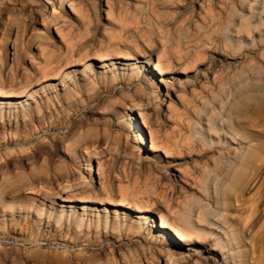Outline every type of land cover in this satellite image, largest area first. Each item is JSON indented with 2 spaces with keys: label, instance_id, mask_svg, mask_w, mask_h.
Returning <instances> with one entry per match:
<instances>
[{
  "label": "rangeland",
  "instance_id": "1",
  "mask_svg": "<svg viewBox=\"0 0 264 264\" xmlns=\"http://www.w3.org/2000/svg\"><path fill=\"white\" fill-rule=\"evenodd\" d=\"M0 90L33 96L0 102V264H264V0H0ZM87 158L94 208L62 217ZM191 205L228 249L159 232Z\"/></svg>",
  "mask_w": 264,
  "mask_h": 264
},
{
  "label": "bare ground",
  "instance_id": "2",
  "mask_svg": "<svg viewBox=\"0 0 264 264\" xmlns=\"http://www.w3.org/2000/svg\"><path fill=\"white\" fill-rule=\"evenodd\" d=\"M102 50H104V49H102ZM118 56L119 57L113 58L110 54H106V55L105 54L104 55L103 54H98V58L95 59V60H97V62H99V65H104L103 67L106 68V69L111 68V67L114 68L118 64H121V65L125 64L126 61L130 60L128 58V56H130L129 53L120 54ZM84 65H85L84 63H81L79 65V67H82ZM109 70H110L109 72H112L111 69H109ZM151 71L157 73V75H159V77H161V78H162V76H164L166 74L165 67L163 65H161L159 62L152 64ZM32 97L33 96L31 94H29V92H26V91H21L19 93H13V92L8 91V90L7 91L0 90V102L1 103H3V102L4 103H8V104H10V106L15 105V104L20 103V102L24 103L26 101H30V100L32 101ZM167 97H168V95L165 96V98H167ZM13 107H15V106H13ZM137 107H139V109H136V111H138L140 113V115H142L143 113H141V110L144 109L143 108L144 107L143 103H140L139 105H137ZM137 131H138L137 134L139 135V140H140V143L139 144L137 143V145L144 146V138H143V136H142V134L140 132V129L137 128ZM150 148H151V150L153 152H155V147L153 145H151ZM97 149H98V147H97ZM151 150L149 152H151ZM93 152H94L93 153L94 155H98V150L95 149V151H93ZM148 158H150V157H148ZM87 164H88V167L86 169L87 170L86 171L87 174H85V175H87V178L84 177L85 181L83 183H81V184H77L76 186H83L82 187V192L83 193L84 192H86V193L90 192L89 195L91 194L92 196H89V195L88 196L75 195L73 199L67 197L68 195L64 196V197H61V202H59L60 206L59 207L57 206V208L64 209V210H61V212H60L62 217H64V216L69 217V216H71L73 214L72 216L75 215V217L77 216L76 218H78L79 213L80 214L81 213H88L90 208H94V203H91V201L89 200V199H92V198H96L95 197V193L96 192L91 189L92 180L91 179L88 180V176L92 177V170L90 168V159L89 158H87ZM153 165H154V163H153ZM75 183H77V182H75ZM68 188H69V186H68ZM102 206H103L102 211L105 212L106 216H107V213H111V214H113V216L116 219L117 218V216H116L117 214L123 213L124 211L126 212V210H128L131 213L137 214L138 215L137 217L143 218V220H144L143 223H146V221H147L148 206H146V205L145 206L133 205L124 196H121L120 199H118L116 201L110 200V203H105ZM110 207H111V209H110ZM193 209H194V206H192V205L188 206V210H187L186 214H180V215L174 216V218H173L174 222L181 224L185 229H177V228L173 227L172 224H170L168 222V219H166L165 217H159L157 229H159V232H161L163 236H166V238H169V239L173 238V240H175L177 243H183V244H185V246L192 245L193 241H194L193 237L197 236L198 238H201L205 242H207L206 244H210V246H211V244H213L215 247H218L220 250L228 249V247L224 246L222 239L219 238L217 240H211V239L208 238L209 240H207V238L205 236L206 234L203 233V228H201V227L194 228L191 225V220L189 218V214L193 212ZM106 211H108V212L106 213ZM203 217H204V215L202 216V214L198 213V217L197 218H198L199 222H203L204 221V220H202ZM38 223H41V222H38ZM149 223H150V221H149ZM168 231H170L171 234ZM169 239H167L165 241L169 242ZM190 251L191 250H189L188 251L189 253H187V254H184L183 252H178L177 253V251H176V253L169 252L168 253L169 261L172 262V263L173 262H176V263L184 262V263H186V262H188L187 261L188 257L190 258V257H194L195 256L196 258L202 259V263L203 264H217L215 260L218 259V256H216L218 254H214V253L210 252L209 250H205L204 254L199 252V251L198 252H193V251L190 252ZM223 255H225V254H223ZM222 264H224V263H222Z\"/></svg>",
  "mask_w": 264,
  "mask_h": 264
}]
</instances>
